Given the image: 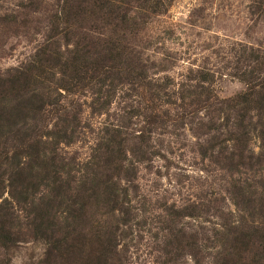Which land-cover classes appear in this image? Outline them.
Returning <instances> with one entry per match:
<instances>
[{
    "label": "rangeland",
    "instance_id": "rangeland-1",
    "mask_svg": "<svg viewBox=\"0 0 264 264\" xmlns=\"http://www.w3.org/2000/svg\"><path fill=\"white\" fill-rule=\"evenodd\" d=\"M0 264H264V0H0Z\"/></svg>",
    "mask_w": 264,
    "mask_h": 264
},
{
    "label": "trees",
    "instance_id": "trees-1",
    "mask_svg": "<svg viewBox=\"0 0 264 264\" xmlns=\"http://www.w3.org/2000/svg\"><path fill=\"white\" fill-rule=\"evenodd\" d=\"M4 222L3 220H1V223ZM2 229V228H1Z\"/></svg>",
    "mask_w": 264,
    "mask_h": 264
}]
</instances>
